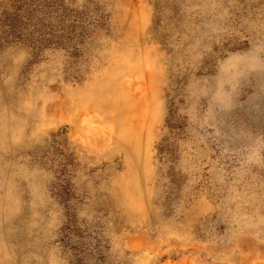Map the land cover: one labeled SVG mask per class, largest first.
<instances>
[{
  "label": "rangeland",
  "instance_id": "obj_1",
  "mask_svg": "<svg viewBox=\"0 0 264 264\" xmlns=\"http://www.w3.org/2000/svg\"><path fill=\"white\" fill-rule=\"evenodd\" d=\"M156 2L0 0V264H264V0Z\"/></svg>",
  "mask_w": 264,
  "mask_h": 264
},
{
  "label": "trees",
  "instance_id": "obj_2",
  "mask_svg": "<svg viewBox=\"0 0 264 264\" xmlns=\"http://www.w3.org/2000/svg\"><path fill=\"white\" fill-rule=\"evenodd\" d=\"M151 1L154 2V4H155L156 7L158 6L156 0H151ZM0 21H1V20H0ZM9 22H10V25H11V26H9V27H10L11 29H12V27L14 28L16 24L12 23L10 20H9ZM14 33H15V32H14Z\"/></svg>",
  "mask_w": 264,
  "mask_h": 264
},
{
  "label": "bare ground",
  "instance_id": "obj_3",
  "mask_svg": "<svg viewBox=\"0 0 264 264\" xmlns=\"http://www.w3.org/2000/svg\"><path fill=\"white\" fill-rule=\"evenodd\" d=\"M100 107V106H99ZM103 109H108V107H106L105 105H102ZM133 151V150H132ZM134 153H137V150H135Z\"/></svg>",
  "mask_w": 264,
  "mask_h": 264
}]
</instances>
